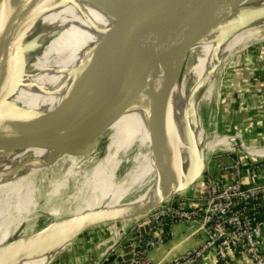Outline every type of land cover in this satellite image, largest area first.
Returning <instances> with one entry per match:
<instances>
[{
	"label": "bare ground",
	"instance_id": "obj_1",
	"mask_svg": "<svg viewBox=\"0 0 264 264\" xmlns=\"http://www.w3.org/2000/svg\"><path fill=\"white\" fill-rule=\"evenodd\" d=\"M16 1L6 0V8ZM137 1L26 3L15 34V49L0 68V78L17 74L16 86L0 101L4 116L0 130L11 135L0 142V246L14 239L36 213L33 193L41 195V185L47 187L45 198L61 197L65 216L60 220L99 211H124L197 181L214 151L235 148L232 138L217 127L207 130L201 109L204 106L218 113L212 95L221 85L225 67L252 31L264 34V20L255 25L264 14V0H241L206 11H178L161 26L170 28L162 45L166 50L176 40L174 48L185 47L187 54L159 109L151 113L145 99L134 102L91 144L81 146L76 132L53 139L63 131L50 125L61 102L69 98L73 106L77 99L72 96L85 91L89 75L92 84L80 106L73 109L75 116L87 109L108 77L125 82L135 73L134 57L112 56L103 47L128 35L130 13ZM260 42L264 39H255L251 45ZM160 69L156 62L150 78ZM25 115L37 122L19 117ZM235 137L240 141V153L264 156V147L254 148ZM156 139L167 157L154 153ZM119 178L123 182L120 188ZM70 242L62 239L43 244L0 258V264H52Z\"/></svg>",
	"mask_w": 264,
	"mask_h": 264
},
{
	"label": "water",
	"instance_id": "obj_2",
	"mask_svg": "<svg viewBox=\"0 0 264 264\" xmlns=\"http://www.w3.org/2000/svg\"><path fill=\"white\" fill-rule=\"evenodd\" d=\"M29 1L31 0H17L8 9L6 8V0H0V68L15 49L16 30L20 20L26 13V3ZM238 1L241 0L137 1L135 8L132 9V14L130 13L131 18L129 17V19L132 22L128 35L125 39L108 42L103 47L112 56L130 55L134 57L135 62H137L135 73L125 82H120L112 76L108 77L102 90L93 96L87 109L75 116L72 114L73 109L80 106L82 100L88 95L89 87L92 84L91 75H89L85 91L72 96V98L76 97L77 99L73 106L70 105L73 102L69 98H65L61 102V107L56 111L50 125L62 128L63 131H61V135L54 136L53 139L60 140L70 132H76V138L81 146L89 142L91 144L94 138L102 134L127 108L138 100L145 99L151 113L156 112L169 86L179 77L187 54L185 47L174 48L176 40L171 42L166 50L164 49L162 43L170 30L169 27H161L164 21H170L180 10L190 12L206 11ZM156 62L160 64L161 69L154 77L150 78ZM16 75L0 78V101L16 86ZM141 85H143L142 89L134 91ZM132 91H134L133 94L135 95L132 94L133 96L129 97ZM3 117L2 113H0V124ZM19 117L37 122L32 116L25 115ZM7 119L14 120L12 117H8ZM48 135L52 136L50 133ZM10 136L8 133L5 134L4 131L0 130V142H5ZM225 136L232 138V145L235 148H239L240 141L235 136L232 137L226 134ZM153 143L154 153L160 155L162 158L167 157V155H164V151L161 150L162 147H160L159 141L156 139ZM222 162L228 164L229 160H217L215 164ZM207 174L215 175L216 172L211 168L209 172L204 173V175ZM194 183L195 181L180 189L167 191L156 199L124 211H99L54 222L33 233L16 237L4 243L0 246V258L26 252L34 247L62 239L73 240L79 235L101 226L129 222L144 217L171 197L185 192ZM145 231H147V227L140 229L141 234ZM130 259L131 255H127L123 258V262H127Z\"/></svg>",
	"mask_w": 264,
	"mask_h": 264
},
{
	"label": "built area",
	"instance_id": "obj_3",
	"mask_svg": "<svg viewBox=\"0 0 264 264\" xmlns=\"http://www.w3.org/2000/svg\"><path fill=\"white\" fill-rule=\"evenodd\" d=\"M222 154L215 162L228 159L229 163L215 164L216 174L204 175L199 193L171 197L150 211L130 236L121 234L103 246L100 264H117L112 258L118 247L125 256L131 255L123 264H210L202 261L210 253L222 264H231L236 257L264 264V157L248 155L246 160ZM177 224L183 225L186 239L201 236L200 245L170 259L151 261L149 253L173 238ZM145 227L147 231L141 234Z\"/></svg>",
	"mask_w": 264,
	"mask_h": 264
},
{
	"label": "crops",
	"instance_id": "obj_4",
	"mask_svg": "<svg viewBox=\"0 0 264 264\" xmlns=\"http://www.w3.org/2000/svg\"><path fill=\"white\" fill-rule=\"evenodd\" d=\"M247 62H251V66L246 65ZM239 65L240 67L233 68L231 74L228 75V82L226 81V89L223 93L225 119L222 123L229 134L234 133L241 136L247 144L254 145V148L264 147V45L246 52L245 58L240 61ZM251 69L254 70V75L253 72H249ZM201 186H193V192L199 193L202 190ZM261 220L264 222V215L261 216ZM173 232L172 239L158 245L149 253L151 261L156 262L164 257L170 259L174 255L197 247L203 240L201 236L186 239L184 227L181 224L174 225ZM128 235L130 236V233ZM75 240L76 243L59 258L57 257L58 259L52 264H100L101 252L105 249L103 246L106 243L109 245L117 239L110 231L103 233L98 227L79 235ZM124 253L125 251L118 247L116 257L112 259L117 264H123ZM207 260L210 264H222L215 259L212 253L204 257L202 261L206 263ZM231 264L252 263L243 257H236Z\"/></svg>",
	"mask_w": 264,
	"mask_h": 264
},
{
	"label": "rangeland",
	"instance_id": "obj_5",
	"mask_svg": "<svg viewBox=\"0 0 264 264\" xmlns=\"http://www.w3.org/2000/svg\"><path fill=\"white\" fill-rule=\"evenodd\" d=\"M7 1H9V0H7ZM263 20H264V14H262L260 17H258V19L255 22V25L260 23ZM255 39L263 40L264 34L260 33L259 31H252L250 36L245 40V43H244L243 47L240 49V51L238 52V54L233 56L231 62L227 65V67H225L224 72L221 76L222 77L221 85H219L220 87H218V89H216L212 95L213 100H214V98H216L217 104L219 105L218 113L216 114L214 109H211V108L208 109V108H205L204 106H202V108H203V109H201V111H203L202 116H204V125L206 128H208L207 130H210V128L217 127L218 131L223 133L224 135L226 134V135H230L232 137L234 135H236L234 133L229 134L226 131V129L224 128L223 123H222L225 119V106H224L225 101H224L223 93L225 92V89H226L225 86H226V83L228 82V75L231 74V71L233 70V68L238 67V66L240 67V65H239L240 61H242L245 58L246 52L250 51V49H253V48L256 49L259 46L264 45V42H260L258 44H252L251 46H248L249 43L250 42L253 43L255 41ZM246 65L251 66V62H247ZM249 72L250 73L253 72L252 74L254 75L253 69H251ZM208 93L211 94V89L208 90ZM225 132H227V133H225ZM236 136H239V135H236ZM239 137H240L241 141L246 142V140L244 138H242L241 136H239ZM251 146L254 147V145H251ZM19 147H21V146H19ZM101 148H104V146H102ZM226 152L237 155L241 159H246V160L250 159V158H248L249 157L248 155L240 153L237 148H233L232 150H226V151L216 150L206 160L207 163H206V167L204 168L203 173L209 172L211 168L214 171V165H215L216 158L219 155H224L222 153H226ZM105 174L108 175V173H105ZM203 180H204V174H202L197 179V181H195V183L192 184L185 192H182V193L175 195L173 197L190 196L191 194L194 195L195 194V192H193L194 187H198L199 185L201 186L203 184ZM119 181H120V178L117 181V183L119 184L118 186L120 188V187H122L123 182L122 181L119 182ZM112 184H114V183H112ZM135 185L131 184L129 186L132 187ZM46 189H47L46 186L41 185V191H42L41 195L38 194V192L33 193L34 202L36 204H38V208L36 210V213L26 221V223L23 225V227L21 229H19L17 231L16 234H18V235H15L14 238H16L17 236H20V235H26V234L33 233V232H35V231H37V230H39V229H41V228H43L49 224H52V223L60 220L61 218H63L65 216L64 213H61V211H64V207L62 205V202L59 201V199H61V197L58 199L45 198L44 192L46 191ZM152 189H153V187H151V190ZM151 190L143 193V195H147V193H149ZM130 195H134V193L124 195L121 198V200H123V199L125 200ZM146 218H147V216L146 217L144 216V217H141V218H138L135 220H131L129 222L112 223L109 225L101 226L99 228L103 231V233H107L110 231L111 233H113L114 237L115 236L117 237L121 234H124V233L127 234V233H130L131 231H134L138 226H140L142 223H144ZM75 239L76 238H74L72 240V242H70L64 246L66 250L70 246L72 247V245H74L76 243ZM54 261H56V260H54ZM54 261H53V263H54Z\"/></svg>",
	"mask_w": 264,
	"mask_h": 264
}]
</instances>
